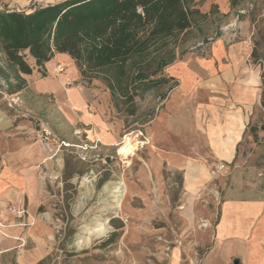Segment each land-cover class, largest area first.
Masks as SVG:
<instances>
[{
	"label": "rangeland",
	"instance_id": "rangeland-1",
	"mask_svg": "<svg viewBox=\"0 0 264 264\" xmlns=\"http://www.w3.org/2000/svg\"><path fill=\"white\" fill-rule=\"evenodd\" d=\"M59 1L0 0V10L31 11ZM188 6L193 10L191 27L168 39L166 50L174 59L152 76L165 82L146 92L132 87L131 99L112 93L103 77L105 71H92L85 63L77 66L67 53H56L45 66H37L33 58H28L34 67L27 76L28 87L30 79L40 76L45 79L37 82L50 90L39 96L27 87L22 97L31 107L43 105L48 120L44 125L56 135V126L63 125L58 101L62 102L64 93L58 92L53 74L66 87L77 84L91 88L97 82L99 89L110 92L114 115L124 123L125 130L111 147L90 141V131L82 128L76 132L81 138L65 140L68 147L50 144L44 148L37 133L39 121L31 119L35 129L28 130L26 136L32 138L20 141L31 148L39 143L45 154L31 166L24 164L26 171H35L37 205L32 218L26 197L29 212L22 224L13 209L21 207V202L13 200L0 207L1 236L3 229L23 228L18 249L0 255V264H216L213 253L218 244L216 225L222 201L231 196L252 197L264 189V0H191ZM218 39L226 41V52L236 48L233 60L223 58L226 67L236 73L227 90L236 86L243 94L248 82L257 90L252 103L240 95L244 121L241 134L240 128L224 130L223 139L236 138L231 139L233 150L236 147L229 160L217 157L212 149L206 152L205 147L210 146L204 144L202 126L188 127L182 133L177 129L180 135L171 138L164 129L166 125H162L159 134L152 135L154 121L169 112V102L180 87V78L172 67L186 59L211 55ZM159 45L154 42L150 48L151 70L156 67L153 58L163 56ZM59 66L68 73L74 69L78 78L57 73ZM108 71L111 74L113 69ZM131 73L135 75L136 69ZM0 84H5L1 78ZM2 97V113L7 112L9 117L10 110L21 112L15 105L19 98L12 99L10 105L11 100ZM61 132L67 137L66 131ZM127 133L134 134L137 146L125 159L118 145ZM170 141L188 157L184 166H175L155 152L168 149ZM100 226L101 232L89 233ZM114 232L113 241L108 243ZM218 255L220 260L224 257Z\"/></svg>",
	"mask_w": 264,
	"mask_h": 264
},
{
	"label": "crops",
	"instance_id": "crops-1",
	"mask_svg": "<svg viewBox=\"0 0 264 264\" xmlns=\"http://www.w3.org/2000/svg\"><path fill=\"white\" fill-rule=\"evenodd\" d=\"M189 1L191 0H188V3ZM211 3L207 5L210 6ZM202 6L204 7V3ZM200 11L207 13L204 9ZM192 12L193 10H190L191 14ZM226 48V41L218 39L212 47L211 55L186 59L185 62L172 67L173 73L180 78V91L174 92L169 102V112L167 114L163 112V115L154 121L152 135H156L155 133L162 125H166L164 129L172 134L171 138L179 132H186L188 127L202 126L204 144L210 146V148L205 147L206 152H208L207 149L209 151L212 149L217 157L228 160L233 157L236 146L233 150L231 139L236 141V138L223 139L224 130L240 128L241 134L244 121L241 115L240 95L245 102L252 103L256 99L257 90L252 86V82L245 85L243 94L236 86L227 90V83L232 85L231 80L235 79L236 73L231 70V67H226L227 63L223 61V58L230 57L233 60V52L235 53L236 48H231L228 52ZM57 54L60 55V53ZM67 74L75 79L78 78L74 69L71 73H68L66 69L63 75ZM53 75L58 92L64 93L62 102L58 101V113L63 125L56 126L57 135L63 140L75 141L81 138L76 132L79 133V129L83 128L90 131L88 139L92 142L98 141L109 147L118 143L124 133L125 125L114 115L115 106L110 102V92L99 89L97 82L91 88L77 84L66 87L60 77ZM42 79L45 78L34 76L30 79L28 90L33 88L35 95L43 96L50 88L40 86L42 82L39 84L37 80ZM0 93L3 94H0V103L4 101L2 96L11 100L10 105L12 99L19 98L20 102H15V105L21 109L19 114L16 112L17 108L10 110L12 115L9 114V117L5 114L7 112L2 113L0 109V157L2 158L0 161V207L15 200L21 202L22 207L29 212L25 205L27 197L31 212L29 214L33 218L32 212L38 200L35 191V171L33 172L32 169L26 171L24 164L31 166L34 162H39L45 154L39 143L31 148L29 143L25 144V141H20V138H32L26 136L28 130L35 129L31 119H35L37 123L39 121L38 125L41 126L48 121L47 113L44 112L43 105L29 106L26 98L22 97L24 95L22 91L10 94L0 84ZM35 101L37 102V99ZM24 117H28V120ZM177 129L179 132H176ZM61 131H66L67 137H64ZM155 152L159 158L167 159L175 166H184L185 160L188 159L173 143L168 149H160L159 152L155 150ZM207 172V167L204 165V174ZM21 229L23 228L2 230L1 233L4 236L0 235V249H2L0 255L18 249L16 245L18 242L21 243L18 236ZM216 239L218 244L213 253L214 258L212 257L216 264H232V260H239L240 264H264V189L257 190L252 197L231 196L222 201L216 225ZM218 253L224 255L221 260Z\"/></svg>",
	"mask_w": 264,
	"mask_h": 264
},
{
	"label": "trees",
	"instance_id": "trees-1",
	"mask_svg": "<svg viewBox=\"0 0 264 264\" xmlns=\"http://www.w3.org/2000/svg\"><path fill=\"white\" fill-rule=\"evenodd\" d=\"M191 22L188 0H62L31 11L0 10L1 86L10 94L24 91L34 72L29 57L45 66L56 53H67L77 66L105 71L112 93L131 99L130 88L146 92L165 82L152 76L174 59L168 39ZM154 42L164 51L151 70Z\"/></svg>",
	"mask_w": 264,
	"mask_h": 264
},
{
	"label": "built area",
	"instance_id": "built-area-1",
	"mask_svg": "<svg viewBox=\"0 0 264 264\" xmlns=\"http://www.w3.org/2000/svg\"><path fill=\"white\" fill-rule=\"evenodd\" d=\"M201 45H204V42L201 43ZM58 72L57 73H63L65 71V68L63 66H59V68H57ZM38 134V138L39 141L42 144V147L47 148L50 144L52 145H58L59 148L62 146H67L69 145V143H67L65 140L60 139L55 133L54 131L47 125H41L39 130L37 131ZM14 212L16 217L19 219V221L21 222L20 224H22L23 220L26 217L27 214V210L24 207H13Z\"/></svg>",
	"mask_w": 264,
	"mask_h": 264
},
{
	"label": "bare ground",
	"instance_id": "bare-ground-1",
	"mask_svg": "<svg viewBox=\"0 0 264 264\" xmlns=\"http://www.w3.org/2000/svg\"><path fill=\"white\" fill-rule=\"evenodd\" d=\"M134 137L133 133H127L118 145L119 153L125 159L130 157V155L134 152V147L137 146V140ZM94 232H101V226L97 229L94 228L89 230V233L91 234Z\"/></svg>",
	"mask_w": 264,
	"mask_h": 264
},
{
	"label": "water",
	"instance_id": "water-1",
	"mask_svg": "<svg viewBox=\"0 0 264 264\" xmlns=\"http://www.w3.org/2000/svg\"><path fill=\"white\" fill-rule=\"evenodd\" d=\"M234 264H240V261L239 260H235Z\"/></svg>",
	"mask_w": 264,
	"mask_h": 264
}]
</instances>
